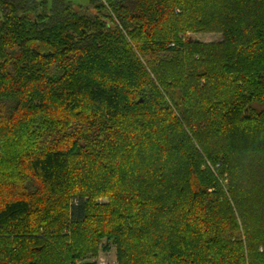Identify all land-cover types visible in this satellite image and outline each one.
I'll use <instances>...</instances> for the list:
<instances>
[{
    "label": "trees",
    "instance_id": "1",
    "mask_svg": "<svg viewBox=\"0 0 264 264\" xmlns=\"http://www.w3.org/2000/svg\"><path fill=\"white\" fill-rule=\"evenodd\" d=\"M28 2L0 0V264H264V0Z\"/></svg>",
    "mask_w": 264,
    "mask_h": 264
},
{
    "label": "rangeland",
    "instance_id": "2",
    "mask_svg": "<svg viewBox=\"0 0 264 264\" xmlns=\"http://www.w3.org/2000/svg\"><path fill=\"white\" fill-rule=\"evenodd\" d=\"M29 4L34 2L38 3L42 0H28ZM48 4H51L52 0H47ZM101 0H70L71 8L81 14H93L94 9ZM105 13V12H103ZM180 36H184L186 40L189 41H199V42H217L223 40V35L217 31L208 32H191L181 33ZM106 200V199H102ZM107 242L102 241V246L105 247ZM116 247L111 245L110 250L99 249V251L93 255L88 256L85 262H90L91 264H117Z\"/></svg>",
    "mask_w": 264,
    "mask_h": 264
}]
</instances>
